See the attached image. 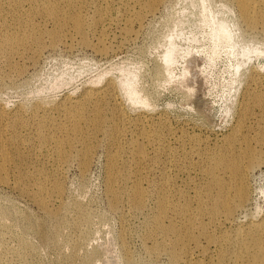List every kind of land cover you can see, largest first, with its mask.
I'll return each instance as SVG.
<instances>
[{"label":"rangeland","instance_id":"374dc122","mask_svg":"<svg viewBox=\"0 0 264 264\" xmlns=\"http://www.w3.org/2000/svg\"><path fill=\"white\" fill-rule=\"evenodd\" d=\"M44 1L0 0V139L10 157L0 181V264H186L176 235L156 226L162 196L163 223L199 238L187 244L191 264H251L239 244L219 255L208 238L228 244L264 221V22H247L235 0H158L151 12L141 11L147 0H81L69 12L96 21L82 35L45 12L27 16ZM222 23L228 34L217 35ZM30 28L38 40L4 47ZM87 93L100 94L86 103L88 116L99 103L106 122L96 132L84 126L85 140L70 144L59 126ZM116 128L122 138L112 142ZM37 131L64 140L69 157L38 148ZM116 154L117 196L109 189ZM40 185L44 204L34 196ZM222 187L227 196L244 189L246 200L212 215Z\"/></svg>","mask_w":264,"mask_h":264},{"label":"bare ground","instance_id":"6f19581e","mask_svg":"<svg viewBox=\"0 0 264 264\" xmlns=\"http://www.w3.org/2000/svg\"><path fill=\"white\" fill-rule=\"evenodd\" d=\"M81 0H66L62 4V0H46L40 4L37 5V7L30 11L27 16L30 17L34 15L36 12H45L47 13L55 22L59 24H65L68 22H71L75 31L77 33H80L83 35L85 33L86 29L90 27V25H94L96 21L88 22L84 20L82 13L79 11L75 16H73L69 9L71 8L73 3H80ZM158 0H147L146 2L142 3V10L144 12H151L154 9V6ZM236 4L238 5L241 14L243 18L249 22H264V0H235ZM105 12H101L99 20L101 17H103ZM99 22V21H98ZM215 32L217 35L220 34H228L226 30L225 24H220L218 28L215 29ZM33 38L35 40H38L39 37L37 35V32L34 30V28H30L29 30L25 29V32H21L19 36L10 35L5 38V44L4 47L7 50H12L13 46L16 43L22 42L26 38ZM100 41H103L100 39ZM249 52H245V55H248ZM173 58V50H169L166 53L165 59L167 62H171ZM132 97L138 99L141 101V97L138 95V93L135 91L134 88L131 86L129 87ZM100 94L94 96L93 94L87 93L86 94V100H82L77 102L74 106L75 109H71L67 112V121L69 123V126H59L60 128H65L68 131V142L72 144L73 142H79L85 140V135L83 128L84 126H87L90 128L91 131L96 132L100 131L103 128L104 123L106 122V115L102 109V107L97 103V105L94 108V115L93 117H89L87 114L88 107L87 102L90 99L98 97ZM100 98V97H99ZM97 98V99H99ZM264 108V107H263ZM15 123H19V119H14ZM39 140L41 142L38 144V148H45L47 146H50L54 154L57 156V159H67L68 153L63 147L64 140L62 139H52L49 137L48 134H46L44 131L36 132ZM122 138L121 132L116 128V130L112 133V142H116L117 140L120 141ZM135 151L139 154L143 153V147L140 145L135 146ZM88 155H89V147L84 148L80 153V159L83 162V165L86 166L88 163ZM10 161V157L3 148V137L1 136L0 139V181H7L5 177V169H6V163ZM111 172L109 176V189L112 191V193L117 196L118 195V177L119 174L116 171L117 163L119 162V155H113L111 158ZM221 161H217L219 163ZM230 165L235 168L236 170V176H243V169L241 166L237 165L235 161H232ZM251 166V164L249 165ZM227 167H225L226 169ZM208 172L210 175H215L217 172V165H210L208 167ZM212 185V184H211ZM47 190L43 185H40L38 187V190L36 191L34 196H38L41 200V202L44 204L46 201L47 196ZM245 190L240 189L238 191V196H227V194L224 191V188L222 187L221 192L219 195L214 197V204L212 205L210 211L212 215H215L219 206H222L227 214H230L235 206H240L244 203L246 200L245 196ZM145 197V191L141 187L140 183L137 182L133 189H132V199L133 203L139 207L143 204ZM115 204V202H113ZM168 210V197L162 196L159 203L158 208V217L156 219V226L159 228L162 232L168 233L173 232L176 235V239L174 242V248L177 245H180L181 250L185 253L184 259L186 264L193 263L192 259L189 257V248L188 245L190 239H194L195 241H199V238L197 236L190 235L189 232H186L184 236H182V232L177 229L173 225H165L162 221V219L166 216ZM52 213V212H51ZM187 230L189 229V226L187 225ZM37 228L41 231L42 227L40 224H37ZM42 232V231H41ZM243 234H241L239 237H242ZM43 238H46V234L42 232ZM210 241L215 242L216 247H218L219 255L223 253L225 248L229 245L239 244L241 247H243V252L241 255H246L249 257V259L252 261L251 264H264V221L258 222V223H251L248 226L247 231L244 234V237L242 238H230V241L225 242L218 237H209ZM172 258L179 260L181 257L177 255V252L175 249L172 251Z\"/></svg>","mask_w":264,"mask_h":264}]
</instances>
